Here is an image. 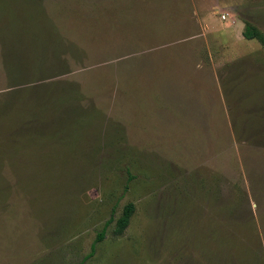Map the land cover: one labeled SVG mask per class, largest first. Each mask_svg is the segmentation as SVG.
Masks as SVG:
<instances>
[{
	"label": "rangeland",
	"instance_id": "rangeland-1",
	"mask_svg": "<svg viewBox=\"0 0 264 264\" xmlns=\"http://www.w3.org/2000/svg\"><path fill=\"white\" fill-rule=\"evenodd\" d=\"M245 24L264 0H0V264H79L110 218L83 264H264V134L230 118L264 101Z\"/></svg>",
	"mask_w": 264,
	"mask_h": 264
},
{
	"label": "trees",
	"instance_id": "trees-1",
	"mask_svg": "<svg viewBox=\"0 0 264 264\" xmlns=\"http://www.w3.org/2000/svg\"><path fill=\"white\" fill-rule=\"evenodd\" d=\"M242 36L246 40H255L261 45L264 46V36L261 34L260 31H258L255 27L245 24L243 31H242ZM243 101H238V105H236L233 109L232 112H230V118H231V124L234 129L248 132V134H251V137L254 133L256 134H264L263 131H260L258 128L259 122L264 123V108L262 110H258V107L261 105H264V101H261L259 104V101H245V103H242ZM243 106H246L247 109ZM245 110V111H244ZM135 210V207L132 203L126 204L121 212L120 217L116 220L115 226L113 229V235L114 236H120L123 234L124 230L127 228L130 218L133 215ZM112 222V219L110 218L108 221L105 222L103 229L97 233L96 238L94 243L91 246V252L89 255H87L84 258V261L89 259L95 250V245L99 242H101L104 238L105 235V230L106 228L110 225ZM234 235L232 233H227V235L223 236L224 237V245L226 246L225 248L227 249V256L225 255V263L226 261L228 262V259L230 258V253L233 251L234 246L236 245V242L234 240ZM240 250V249H239ZM247 253V249H244L243 252L239 251L238 253H234L233 255H245ZM244 259L245 258H240ZM82 261L79 264H83ZM242 264H246L245 262H241Z\"/></svg>",
	"mask_w": 264,
	"mask_h": 264
},
{
	"label": "crops",
	"instance_id": "crops-1",
	"mask_svg": "<svg viewBox=\"0 0 264 264\" xmlns=\"http://www.w3.org/2000/svg\"><path fill=\"white\" fill-rule=\"evenodd\" d=\"M182 39H184V38H181L180 40H178V41H181ZM180 69H182V70H180ZM188 70H189V72H188ZM154 71V72H153ZM153 74H148L147 76H146V78H148L147 79V82L145 83V81H144V79H145V77H144V79H141L140 81H137V82H131L132 84H133V86L135 87L136 86V89H134V88H132V84H131V89H133V90H137V89H141V87L143 88L142 90H138L139 91V100H143V99H151L152 98V94H154V98H157V95H158V93H159V91H160V89H161V83L160 82H162V80H164V78H166V77H163V75H162V71L160 70V68H156V69H154L153 68ZM195 71H197L196 69H195V66H193V68L190 66V65H184L183 66V68H181V67H175L174 66V68L172 69V71H171V75L173 76V78L174 79H176V81H178V82H185V83H187L188 84V79H190L189 77H187L188 76V74L189 73H192V72H195ZM151 71H149V73H150ZM185 72H187V76L186 75H184V73ZM202 72H199V71H197V74L199 75V77H200V75H201V78H203L204 76H203V74H201ZM155 76L154 77V79H152V80H149V78L151 77V76ZM190 75V74H189ZM146 84V86L145 87H143V84ZM188 88H187V90H186V93L188 92V89H192L193 88V84L192 83H190V85L189 86H187ZM193 90V89H192ZM153 91H155V93L153 92ZM189 95V94H188ZM194 95V94H193ZM193 95L192 96H188V97H184V98H190V97H193ZM144 96V97H143ZM211 97H212V95H211ZM182 98V97H181ZM159 99V101H161L162 99H161V97L160 98H158ZM220 99V98H219ZM136 103H139V104H141L142 102L141 101H135ZM212 102V104H214V102L215 101H211ZM223 102V101H222ZM233 102V104H235V106L236 105H238L237 103H238V101H232ZM227 109V108H226ZM226 109H223L224 111L223 112H225L224 113V115H226V112H227V110ZM157 111H159V110H157ZM160 112V111H159ZM187 114V117H186V119L187 120H189V116H188V113H186ZM141 115V114H140ZM139 115V116H140ZM134 118V116H132V114L131 113H129L128 114V117H125L124 119H123V121H125V122H127L128 124H129V122H131V123H133V120H131V118ZM141 117V116H140ZM142 118V117H141ZM176 119H178V120H181V122H183L184 121V119H185V114L184 113H182V117L181 118H179V117H175ZM136 119H137V117H136ZM136 119H134V121L136 122V123H138L137 121H136ZM179 123V122H178ZM186 123H188L189 124V122H187L186 121ZM139 125H140V123H138ZM179 125L180 126H182V124H180L179 123Z\"/></svg>",
	"mask_w": 264,
	"mask_h": 264
}]
</instances>
